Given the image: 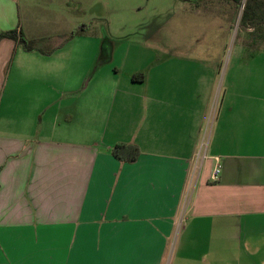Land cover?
<instances>
[{
    "label": "crops",
    "instance_id": "1",
    "mask_svg": "<svg viewBox=\"0 0 264 264\" xmlns=\"http://www.w3.org/2000/svg\"><path fill=\"white\" fill-rule=\"evenodd\" d=\"M96 8L0 0V30L52 45L0 40V264H164L171 242L169 264H264V48L241 32L224 64L205 31L130 60ZM240 10L197 0L185 25L224 31Z\"/></svg>",
    "mask_w": 264,
    "mask_h": 264
},
{
    "label": "rangeland",
    "instance_id": "2",
    "mask_svg": "<svg viewBox=\"0 0 264 264\" xmlns=\"http://www.w3.org/2000/svg\"><path fill=\"white\" fill-rule=\"evenodd\" d=\"M196 1L197 0H97L96 20L94 23L98 25L97 30H100L102 26H104L108 28V31L111 33V35L118 39L117 55L120 54V49L122 52H125L129 49L128 52L130 54V60L133 55L138 53L143 54V56L148 59L151 53L158 52V50L155 51L156 48L160 47V45L157 43L158 41H167L170 37H176L178 39L183 38V40H185L189 39L190 37H196L201 33H203L204 37V33L206 31L209 33L210 38L216 37L220 42L223 40V45L220 43L217 45L211 43L209 45V50L214 53H224V64H226L228 56L232 52L235 37L239 38L241 34L239 14L235 13V24L232 23V27L227 28L224 31H222L220 28L215 29L211 22L208 23L210 24V27L207 29L206 25L208 24L204 23V16H200L202 19L198 16L193 17L190 20V30L189 28H186L185 25L186 21L184 9L185 11L189 10L190 6H193ZM244 1L245 0H242L240 11H242ZM175 6L183 9H177V13H175ZM171 26L175 28L177 27L176 34H173V31L170 30ZM248 30L251 32V29ZM121 37H126L128 41L129 39H140L145 45L141 46V44L139 43V45L137 42L136 43L138 45L134 42L131 44V41H129L130 43L125 41L120 46ZM242 39L245 43L255 42L259 45V48H264V32L258 33L253 38L250 37ZM49 40L50 39L47 38H40L39 40L33 42V46L38 49L49 48L52 46L51 44L47 45L49 44ZM131 65V61L127 62L126 69ZM214 105L215 104L213 102L208 116L207 125L204 129V134H202L203 138L199 143L200 145L197 155H201L204 152L207 141L206 129L210 127ZM188 199L189 198L187 194V197L180 208L181 218L185 213ZM172 248L173 245L171 242L165 256L164 264L170 263V260L172 259Z\"/></svg>",
    "mask_w": 264,
    "mask_h": 264
},
{
    "label": "trees",
    "instance_id": "3",
    "mask_svg": "<svg viewBox=\"0 0 264 264\" xmlns=\"http://www.w3.org/2000/svg\"><path fill=\"white\" fill-rule=\"evenodd\" d=\"M236 6L242 3V0H233ZM240 28L244 38L254 37L258 33L264 32V0H245L240 16ZM251 29V32L247 29ZM80 28L76 27L72 30L66 40L78 35ZM3 38H10L16 44L20 45L25 51H33L35 47L33 42L26 38L19 27L0 30V40ZM249 48H259L255 42L246 43ZM112 156L119 161L132 162L137 159L139 150L136 145L118 143L111 149Z\"/></svg>",
    "mask_w": 264,
    "mask_h": 264
},
{
    "label": "built area",
    "instance_id": "4",
    "mask_svg": "<svg viewBox=\"0 0 264 264\" xmlns=\"http://www.w3.org/2000/svg\"><path fill=\"white\" fill-rule=\"evenodd\" d=\"M217 172H218V169H215L214 172L212 173L213 174V177H216Z\"/></svg>",
    "mask_w": 264,
    "mask_h": 264
}]
</instances>
